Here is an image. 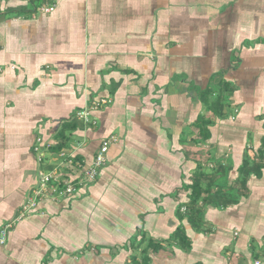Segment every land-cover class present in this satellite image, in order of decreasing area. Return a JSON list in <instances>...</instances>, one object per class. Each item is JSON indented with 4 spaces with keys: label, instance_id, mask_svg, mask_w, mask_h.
<instances>
[{
    "label": "crops",
    "instance_id": "1",
    "mask_svg": "<svg viewBox=\"0 0 264 264\" xmlns=\"http://www.w3.org/2000/svg\"><path fill=\"white\" fill-rule=\"evenodd\" d=\"M62 128L86 168L117 142L93 183L18 221L39 172L75 178ZM262 149L264 0H0V264H264V169L200 226L184 215L200 167L235 187Z\"/></svg>",
    "mask_w": 264,
    "mask_h": 264
},
{
    "label": "built area",
    "instance_id": "2",
    "mask_svg": "<svg viewBox=\"0 0 264 264\" xmlns=\"http://www.w3.org/2000/svg\"><path fill=\"white\" fill-rule=\"evenodd\" d=\"M53 6L41 8V12L49 14L53 11ZM108 101L102 100L91 104L90 108L77 113V117L84 124L94 125L95 122L91 118V112L98 110L102 105L107 104ZM117 142L115 136H111L104 140L100 145L98 152L95 156L93 164L86 168L83 163L75 160L72 153L65 151L59 152V157L62 160L61 166H65L67 170L75 171V178H71L60 174L58 167L39 172L38 182L36 187L31 190L28 198L26 199L21 212L18 216V221L34 211L38 204L45 199L57 200L60 198H68L77 194L84 186L93 183L102 167L105 164V155L107 154L110 145ZM42 140L37 139L34 146V151L39 155L44 150H49L50 146H42ZM38 162H43L42 154L38 156ZM14 223L6 224L0 229V244L5 243L8 230L12 228Z\"/></svg>",
    "mask_w": 264,
    "mask_h": 264
},
{
    "label": "trees",
    "instance_id": "3",
    "mask_svg": "<svg viewBox=\"0 0 264 264\" xmlns=\"http://www.w3.org/2000/svg\"><path fill=\"white\" fill-rule=\"evenodd\" d=\"M207 93H205V98L208 96ZM221 101V97H217L213 102H210L209 106H221ZM65 130L66 129L62 128L58 133L57 144L52 148L53 151L60 152L67 143L68 137L65 135ZM263 152L264 149L261 150L258 163L251 164L248 160L244 162L239 170V177L236 181L235 187L218 185L217 177L205 173L201 167L193 174L192 183L189 186H186V189L189 191V201L185 206L186 212L184 215L194 228L202 224L206 207L213 206L222 209L228 208L237 204L242 197L246 196V183L248 177L251 174L258 176L264 169V164L262 163ZM183 236L182 233H177L174 239L178 240L176 238H180L179 242H181V245L188 244L187 239Z\"/></svg>",
    "mask_w": 264,
    "mask_h": 264
},
{
    "label": "rangeland",
    "instance_id": "4",
    "mask_svg": "<svg viewBox=\"0 0 264 264\" xmlns=\"http://www.w3.org/2000/svg\"><path fill=\"white\" fill-rule=\"evenodd\" d=\"M215 96H217V95L215 94Z\"/></svg>",
    "mask_w": 264,
    "mask_h": 264
}]
</instances>
